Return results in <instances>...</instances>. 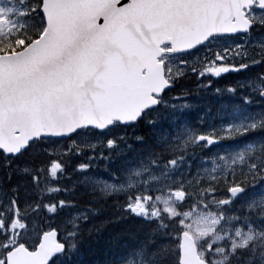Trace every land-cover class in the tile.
Segmentation results:
<instances>
[{"label":"snow or ice","instance_id":"6c2138e0","mask_svg":"<svg viewBox=\"0 0 264 264\" xmlns=\"http://www.w3.org/2000/svg\"><path fill=\"white\" fill-rule=\"evenodd\" d=\"M0 264H264V0H0Z\"/></svg>","mask_w":264,"mask_h":264},{"label":"rangeland","instance_id":"374dc122","mask_svg":"<svg viewBox=\"0 0 264 264\" xmlns=\"http://www.w3.org/2000/svg\"><path fill=\"white\" fill-rule=\"evenodd\" d=\"M195 115H196V113H195V112H193V113H192V116H193V117H195Z\"/></svg>","mask_w":264,"mask_h":264},{"label":"trees","instance_id":"16d2710c","mask_svg":"<svg viewBox=\"0 0 264 264\" xmlns=\"http://www.w3.org/2000/svg\"><path fill=\"white\" fill-rule=\"evenodd\" d=\"M85 258L88 260V259H91L90 257H88L87 255L85 256Z\"/></svg>","mask_w":264,"mask_h":264},{"label":"bare ground","instance_id":"6f19581e","mask_svg":"<svg viewBox=\"0 0 264 264\" xmlns=\"http://www.w3.org/2000/svg\"><path fill=\"white\" fill-rule=\"evenodd\" d=\"M86 259V258H85ZM87 260V259H86Z\"/></svg>","mask_w":264,"mask_h":264}]
</instances>
